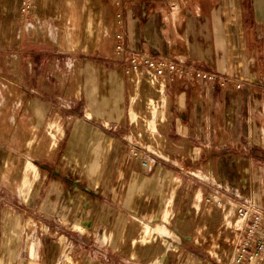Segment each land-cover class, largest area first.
<instances>
[{
    "label": "crops",
    "instance_id": "obj_1",
    "mask_svg": "<svg viewBox=\"0 0 264 264\" xmlns=\"http://www.w3.org/2000/svg\"><path fill=\"white\" fill-rule=\"evenodd\" d=\"M107 4L33 0L25 39L53 38L57 49L110 57L113 49L98 46L109 21L102 8ZM19 7L20 0H0V17L14 21ZM123 23L131 48L217 76L182 73L165 76L160 84L148 77L147 107L161 115L165 105L172 150L167 148L165 157H146L151 165L145 169L131 159L127 147L128 125L138 115L134 96L126 110L131 84L123 67L83 61V93L66 103L70 109L63 114L69 118L59 139L63 155L54 171L43 172L36 195L53 200L47 212L61 222L76 217L87 228L110 215L111 205L156 214L157 206L176 192L175 173L165 162L199 166L192 174L202 181L207 178L202 166H209L220 181L264 211V0H131ZM193 263L212 264L202 259Z\"/></svg>",
    "mask_w": 264,
    "mask_h": 264
},
{
    "label": "rangeland",
    "instance_id": "obj_2",
    "mask_svg": "<svg viewBox=\"0 0 264 264\" xmlns=\"http://www.w3.org/2000/svg\"><path fill=\"white\" fill-rule=\"evenodd\" d=\"M118 1L100 0L108 3L102 8L109 21L98 46L113 49L110 57L57 49L53 38L25 39V19L31 15L26 18L20 7L14 21L0 17V264H194L193 259L233 264L237 258L238 209L250 198L220 181L209 166H202L207 174L202 181L192 174L199 166L165 162L175 173L176 192L157 206L158 213L111 205L110 215L95 220L92 228L76 217L61 222L47 212L53 200L36 196L43 172L54 171L63 155L59 139L69 121L63 114L70 109L66 103L83 93V61L122 66L119 43L138 51L126 44L124 34L123 11L131 0ZM125 76L131 84L126 110L134 96L138 115L127 129L131 159L140 162L136 149L150 160L156 154L165 157L167 148L172 150L165 105L161 115L153 114L147 107L148 75ZM162 97L164 92L158 100ZM42 200L46 205L41 207ZM257 264H264V254Z\"/></svg>",
    "mask_w": 264,
    "mask_h": 264
},
{
    "label": "built area",
    "instance_id": "obj_3",
    "mask_svg": "<svg viewBox=\"0 0 264 264\" xmlns=\"http://www.w3.org/2000/svg\"><path fill=\"white\" fill-rule=\"evenodd\" d=\"M20 10L26 18L32 15L33 0H20ZM122 37V34L117 35L119 39ZM117 51L123 54L121 62L127 75L137 73L143 76L148 75V77L153 75L156 78H164L165 76L192 72L202 78L213 79L217 76L215 73L195 69L191 64L165 56H154L147 52L135 51L123 43L117 45ZM223 80L226 82L228 78L225 77ZM236 86L239 88L241 85L236 83ZM133 153L137 158H140L143 168L146 169L150 166L141 152L136 149ZM238 215L241 221L237 237L238 255L233 264H257L264 254V211L252 199H245L240 204Z\"/></svg>",
    "mask_w": 264,
    "mask_h": 264
},
{
    "label": "bare ground",
    "instance_id": "obj_4",
    "mask_svg": "<svg viewBox=\"0 0 264 264\" xmlns=\"http://www.w3.org/2000/svg\"><path fill=\"white\" fill-rule=\"evenodd\" d=\"M180 222H181V221H180ZM4 246L6 247V248H5L6 251L4 250V251H5V254H6V252H7V254H8V252L10 251V249H8L7 245H4ZM2 260H3V259H2ZM4 261H5V260H3L2 262L4 263Z\"/></svg>",
    "mask_w": 264,
    "mask_h": 264
}]
</instances>
